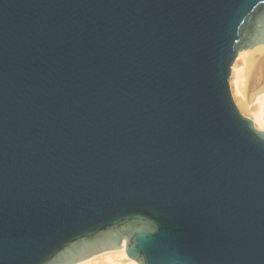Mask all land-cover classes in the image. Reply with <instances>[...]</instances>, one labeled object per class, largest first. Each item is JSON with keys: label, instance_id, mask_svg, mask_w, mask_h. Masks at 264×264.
I'll return each mask as SVG.
<instances>
[{"label": "water", "instance_id": "water-1", "mask_svg": "<svg viewBox=\"0 0 264 264\" xmlns=\"http://www.w3.org/2000/svg\"><path fill=\"white\" fill-rule=\"evenodd\" d=\"M261 45L264 0H0V264H264Z\"/></svg>", "mask_w": 264, "mask_h": 264}, {"label": "bare ground", "instance_id": "bare-ground-1", "mask_svg": "<svg viewBox=\"0 0 264 264\" xmlns=\"http://www.w3.org/2000/svg\"><path fill=\"white\" fill-rule=\"evenodd\" d=\"M239 57V61L237 63L235 62L236 65H233L234 69H232V91L234 90V94L238 101L237 104L245 111L248 110L253 112L251 118L255 121L257 127L264 130V93L259 94L255 99L256 102L253 103L251 101L254 100V95L252 94V96L249 97L247 90L248 78L258 76L262 78L263 83L260 92L264 91V46L261 45L255 49L241 51ZM94 256L78 264H119L118 260H122V264H140L135 259L128 256L125 246L118 250H110Z\"/></svg>", "mask_w": 264, "mask_h": 264}, {"label": "rangeland", "instance_id": "rangeland-1", "mask_svg": "<svg viewBox=\"0 0 264 264\" xmlns=\"http://www.w3.org/2000/svg\"><path fill=\"white\" fill-rule=\"evenodd\" d=\"M239 58L240 57L238 56L236 63L239 61ZM236 63L234 64V66L236 65ZM234 66H233V69H234ZM241 66H242V64H241ZM262 85H263L262 78H260L258 76H256V77L254 76L252 78L251 77L248 78V82H247L248 95H249V97H251L252 94L254 95L253 96L254 97V100H252L251 102L255 103L256 102L255 99L258 97V95L264 93V91L263 92H260V90L262 88ZM231 87L233 89V74L231 76ZM233 94H234V90H233ZM234 98L237 101V98H236L235 94H234ZM237 103H238V101H237ZM239 107H240V105H239ZM240 109L242 110L243 114H245L246 116H249V117H252L253 116V112L248 111V110L245 111L241 107H240ZM258 128H260V127H258ZM260 129H262V128H260ZM94 257H96V256H94ZM118 262H119V264H122L123 263L122 260L121 261L118 260Z\"/></svg>", "mask_w": 264, "mask_h": 264}]
</instances>
